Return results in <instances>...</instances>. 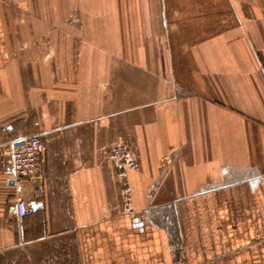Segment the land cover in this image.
I'll list each match as a JSON object with an SVG mask.
<instances>
[{"label": "crops", "instance_id": "obj_1", "mask_svg": "<svg viewBox=\"0 0 264 264\" xmlns=\"http://www.w3.org/2000/svg\"><path fill=\"white\" fill-rule=\"evenodd\" d=\"M31 134L19 186L6 144ZM0 264H264V0H0Z\"/></svg>", "mask_w": 264, "mask_h": 264}, {"label": "built area", "instance_id": "obj_2", "mask_svg": "<svg viewBox=\"0 0 264 264\" xmlns=\"http://www.w3.org/2000/svg\"><path fill=\"white\" fill-rule=\"evenodd\" d=\"M72 17L73 15L69 18V24L72 26L76 25L77 30L82 34L83 29L80 20L71 19ZM49 44L50 42L46 40V46ZM171 86L173 90L171 99L175 100L178 97V89L173 82H171ZM43 136V134L25 135L11 140L6 144V152L13 170V179L16 185L20 186L25 180H36L38 178L41 165L40 158L44 145ZM108 150L109 153L106 149L103 150L105 154L104 159L112 163V166L118 172L117 176L119 178L125 179L129 171L138 169V156L130 149L125 141L111 144ZM178 156L179 154L176 153L174 156H164L162 158L164 165L163 172L170 170L172 162L177 160ZM126 207L129 212L133 211L129 201L126 203ZM12 209L18 218L31 216L35 211L33 205L28 203L21 193H17L14 196ZM151 218V211L149 208H146L141 212L134 213L132 224L135 228H142L146 222H152Z\"/></svg>", "mask_w": 264, "mask_h": 264}, {"label": "rangeland", "instance_id": "obj_3", "mask_svg": "<svg viewBox=\"0 0 264 264\" xmlns=\"http://www.w3.org/2000/svg\"><path fill=\"white\" fill-rule=\"evenodd\" d=\"M37 1V0H36ZM72 13H69L68 14V16H71L72 14H73V17L71 18V19H76L77 21L78 20H81L80 19V14L78 15V14H76L75 12H78V11H76V9L74 10V11H71ZM163 14H161V17H163L162 16ZM70 18V17H69ZM75 20V21H76ZM62 23V22H61ZM60 23V24H61ZM65 24L63 23V24H61V26L58 28V33H57V37L58 38H61V39H65L66 37H71V32H70V34L67 36V30H70V29H72V27H70L69 29H66V28H68V27H66V26H64ZM62 26H64V27H62ZM53 30H54V28H52ZM53 30H51V31H53ZM49 31V30H48ZM48 31H46V32H43V33H37V36H32V38L33 39H35L36 38V40H37V42L35 43V44H33L34 45V47H36L37 46V52H41V51H43V49L44 48H47L48 50H49V47L51 46L50 44H51V42H50V39L53 37V33L52 32H48ZM72 32H73V34L75 35V36H82V34H80V32L76 29V28H74L73 30H72ZM76 33V34H75ZM46 40H48L49 42H50V44L48 45V46H46ZM44 43V44H43ZM37 44V45H36ZM41 44V45H40ZM41 49V50H40Z\"/></svg>", "mask_w": 264, "mask_h": 264}, {"label": "water", "instance_id": "obj_4", "mask_svg": "<svg viewBox=\"0 0 264 264\" xmlns=\"http://www.w3.org/2000/svg\"><path fill=\"white\" fill-rule=\"evenodd\" d=\"M13 183H14L13 181L10 182V184H13Z\"/></svg>", "mask_w": 264, "mask_h": 264}]
</instances>
